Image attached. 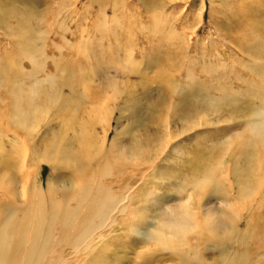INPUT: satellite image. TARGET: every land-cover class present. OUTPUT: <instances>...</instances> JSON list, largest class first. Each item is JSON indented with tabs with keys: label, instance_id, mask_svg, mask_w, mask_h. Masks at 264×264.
I'll use <instances>...</instances> for the list:
<instances>
[{
	"label": "rangeland",
	"instance_id": "374dc122",
	"mask_svg": "<svg viewBox=\"0 0 264 264\" xmlns=\"http://www.w3.org/2000/svg\"><path fill=\"white\" fill-rule=\"evenodd\" d=\"M68 13L70 19L64 17ZM77 17L87 25L70 29ZM18 94L32 95V132L27 134L13 120L12 102ZM262 107L264 0H0L4 145L12 151L8 140L18 137L15 148L21 159L29 144L38 149L46 138L53 140L46 131L48 124L55 136L77 143L83 131L93 151L77 179L79 193L91 190L92 194L100 179L118 194L127 191L128 180L154 173L150 163L155 161L160 178L147 179L146 184L139 178L134 184L142 188L134 198L146 228L156 212L178 198L177 186L195 168L190 167L189 157L199 150L204 157H213V172L223 177V167L232 166L241 152L237 145L256 139L248 122L254 109ZM37 162L28 160L32 187L36 183L48 192L49 184L61 189L70 178L76 180L71 170H63L57 180L52 161ZM14 170L19 173V166L14 165ZM258 173V179L264 178V171ZM117 176L124 181L115 184ZM205 189L195 190L204 195L201 209H226L215 196L209 203L212 196ZM74 195L69 196L72 208L79 202ZM153 196H158L157 201ZM242 200L248 206L249 201ZM240 202L235 205L241 207ZM122 218L117 228L126 227L123 213ZM240 225L244 228L245 222ZM56 231L59 235L60 227ZM126 236L113 231L87 264L143 263V250L151 254L150 264L176 262L161 245L159 251L152 249L154 245L140 249ZM235 246L229 244L231 251ZM209 247L205 255L224 258ZM250 247L255 255L264 253L257 243ZM71 256L67 259L73 260ZM72 260L74 264L77 259ZM208 260L213 262L211 257Z\"/></svg>",
	"mask_w": 264,
	"mask_h": 264
},
{
	"label": "bare ground",
	"instance_id": "6f19581e",
	"mask_svg": "<svg viewBox=\"0 0 264 264\" xmlns=\"http://www.w3.org/2000/svg\"><path fill=\"white\" fill-rule=\"evenodd\" d=\"M62 7H65L64 4ZM64 17L70 19L72 14L68 13ZM85 25L87 24L77 17L70 29ZM12 104L14 122L25 130L26 134L29 130L32 132V95L18 94L13 97ZM254 112L248 123L256 139L247 141L245 145L242 142L237 145V150L241 152L235 155L232 166L230 164L223 167L221 163L225 176L222 173L223 177H217L212 168L213 157H204L203 150H199L197 155L189 157L190 167L195 168L190 169L191 177L185 176L177 186L178 198L173 197L172 203L156 212L155 218L147 228L144 224L148 223L141 218L134 198L137 190L142 189L134 186L136 179L140 177L134 179V176L128 180L127 195V191L121 190L118 194L112 185L104 187L101 179L92 194L91 190L79 193L77 179L82 177L87 155H92L93 151V143L83 138V131L79 133L82 136L78 137L77 143L63 139L65 136L61 139L55 136L54 128L48 124L46 131L52 133L53 140L49 141L48 137V142L46 138L38 149L29 144L21 159L15 148L18 137L13 136L8 140L12 151L0 138V157H3V167L0 166V264H72V259H67L68 255L76 257L77 260L73 258L74 262L76 261L74 264H87L88 258L93 256L101 242L113 231L126 232L128 242L140 249L154 245L152 249L159 251L158 246L161 245L169 250L172 262L176 261L172 264H223V261L225 264H257L258 257L259 260L262 257L260 264H264V253L255 255L250 247L251 243L264 247V223H260V217L264 215V178L258 179V171H264V107L254 109ZM233 146L230 144V150ZM256 147H259L257 153ZM207 150L209 152L211 148ZM29 159L35 163L52 161L53 166H57L54 170V178L57 180L62 178L63 170H71L76 180L71 181L70 178L61 189L55 184H49L48 192H44L36 183L32 187ZM150 164L154 173L147 178L145 171L140 178L143 184H146L147 179H156L160 175L156 171L155 161ZM14 165L19 166V173L14 170ZM207 166L208 170L205 168ZM196 168L201 170L197 172ZM105 176L107 175L103 177ZM170 179L174 180L176 176H171ZM118 180L123 179L119 177L114 183L118 184ZM198 188L207 189L205 190L208 195L212 196L209 203L215 196L219 202L224 203L226 209L221 206L216 207L217 210L212 207L201 209L204 195L197 194L198 191L195 190ZM73 195L79 202L72 208L69 196ZM148 197L143 198L147 200ZM239 197L241 200L237 199ZM243 197L249 201V204L245 202L248 206L241 204ZM153 199L157 201L158 196H153ZM229 200L234 202L233 205ZM236 202H240L241 207L236 206ZM122 213L127 225L125 228H117L118 221L123 220ZM243 221L244 228L240 225ZM58 227L59 235L56 231ZM134 234L141 237H134ZM230 243L236 245L233 252L229 247ZM210 245L211 248L218 249L221 255L224 254V258L212 253L205 255L206 251H210ZM62 248L64 254L63 251L59 252ZM144 251L143 263L135 261L133 264H150L151 254ZM208 257H211L213 262H210ZM250 257H254V260Z\"/></svg>",
	"mask_w": 264,
	"mask_h": 264
}]
</instances>
